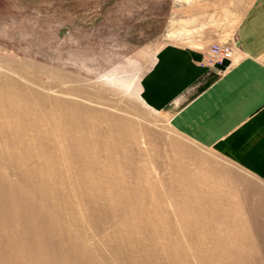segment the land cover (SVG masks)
Segmentation results:
<instances>
[{
    "label": "rangeland",
    "instance_id": "374dc122",
    "mask_svg": "<svg viewBox=\"0 0 264 264\" xmlns=\"http://www.w3.org/2000/svg\"><path fill=\"white\" fill-rule=\"evenodd\" d=\"M171 6L172 0H0V83L12 81L21 95L26 94L25 88L33 89L31 98L19 101L17 108L34 110L24 117L19 132L0 104V264H143L141 259H168V246L172 252H182L181 259L190 264H226V260L250 264V259L240 258L242 249L234 260L208 258L215 253L209 245L216 235L214 214L203 234L205 245L198 249L200 240L187 234L173 232L162 238L156 225L145 232L134 223L123 224L126 213L121 209L114 210L117 213L108 210V216L99 210L89 213L82 196L93 186H103L98 173L95 181L81 184L83 175L89 174L85 163L75 175L70 171L73 159L68 165L52 161L66 154L48 133L50 127H59L55 115L78 110L102 130L112 129L115 140L125 133L124 152L144 168L145 179L156 181L162 190H181L185 178L205 191L208 185L203 183H215H210L213 191L208 195H224L229 203L234 199L235 227L244 232L243 225L250 223L246 208L259 202L249 199L251 191L264 192V185L237 170L220 167L218 157L179 134L163 113L148 108L140 97L142 77L168 42L163 32ZM220 45L235 48L234 44ZM69 120L74 122V118ZM33 121L37 129L25 127ZM26 152L33 160L30 166L22 162ZM44 160L60 174L68 172L76 194L70 193L62 203L66 208L75 202L78 210L64 209L62 216L56 215L57 199L51 189L37 177L33 179L39 186L35 191L20 180L22 172ZM58 178H52L54 189L68 193L70 189L61 186ZM222 179L228 186L220 184ZM89 195L91 202L98 198ZM169 202L163 205L170 207ZM73 214L76 219L70 217ZM109 217H115L112 224L105 223ZM248 225L243 235L246 253L250 252ZM221 228H225L224 220ZM174 241L180 242L179 248Z\"/></svg>",
    "mask_w": 264,
    "mask_h": 264
},
{
    "label": "crops",
    "instance_id": "0c3cea01",
    "mask_svg": "<svg viewBox=\"0 0 264 264\" xmlns=\"http://www.w3.org/2000/svg\"><path fill=\"white\" fill-rule=\"evenodd\" d=\"M163 33L168 42L141 79V100L220 167L264 185V0H172ZM214 43L235 45L231 62L202 64ZM251 194L259 202L245 211L246 259L264 264V192Z\"/></svg>",
    "mask_w": 264,
    "mask_h": 264
},
{
    "label": "bare ground",
    "instance_id": "6f19581e",
    "mask_svg": "<svg viewBox=\"0 0 264 264\" xmlns=\"http://www.w3.org/2000/svg\"><path fill=\"white\" fill-rule=\"evenodd\" d=\"M12 84V81L6 80L4 84L0 83V104L4 107V116L10 119V124L14 127V130L22 132L20 123L23 121L24 117L28 115V113H33L34 110L24 106V108L20 111V108H17V105L21 101L29 100L33 95V89L25 88L26 94L21 95L16 91L17 86L14 85L15 87H12ZM55 112L59 113L60 111L56 110ZM73 113L74 114L69 115L67 113L64 115L63 113L55 115L56 117L58 116L59 127L55 129L52 128V130L51 127L49 128L50 132L48 133L50 134L52 140L58 147L62 148V151L64 150L63 152L66 153L52 161L54 163L68 165V160L73 159L70 171L74 172L75 175L80 174V165L81 163H85L88 166L89 174L87 175L88 177L83 175L84 180H82L81 184H86V182L89 181H95V173H98L103 186H93L89 192L84 191V195L82 196V200L84 199L83 201L85 202L89 213L93 214L95 210H99L103 212V214H106L105 216H108V210H110V212H113L114 210H117V212L123 210V212L126 213V216L123 219V224L127 222L132 224L134 223L141 229L145 230V232L146 230H150L151 226L156 225L160 227L159 229L163 232L162 238H166L164 236L170 237L173 232L178 233L180 236L187 234L188 238L192 240H200V248L198 247V249H202L205 245L203 234L208 231L210 223L209 218L214 214L215 220L213 222V231L216 230V235L215 238L210 239V244H208L212 247V252L215 253L208 255V258L234 260L237 259V255L238 258L240 257V254H238L240 249L243 250L240 258L246 259L250 256V252L246 253L244 251L245 238H243V235H247L248 224H242L243 227H245L244 232L243 229L242 231H239V228L237 229L235 227V215L238 213L236 206L232 203L234 199H232V202L229 203L224 201V195H208L210 190L213 191L212 184L215 183H203L204 187L206 183V186L208 185L207 188L205 187V191L203 186H201V189H198V187L193 185L194 182L185 178L183 179L184 187L181 190H174V188L167 187L168 190L164 191L156 181H147L144 177V168L138 166L135 159L128 153L124 152V149L126 148L124 142L127 138L125 133L120 137V139L115 140V132L112 131V129L107 128L104 131L102 130L103 127H100L96 121L89 122L84 119V116L80 111L75 110ZM70 118H74V122L70 123ZM45 119L47 123L50 120L48 115L45 116ZM59 122L63 124V127H60ZM36 125L37 122L33 121L29 124V126L27 125L25 127L37 129ZM36 139L42 147L43 144L41 143L39 137ZM62 141H65L67 144L63 146ZM47 156L49 159L50 156L48 154ZM22 162L25 165L28 164L29 166L32 164L33 160L28 152L25 153ZM49 164L48 160L38 161L36 165L32 166L28 171L22 172L20 180L25 184L28 183L29 185L27 187L35 191L39 188V186H35L33 179L37 177L39 178V181L48 188V191L51 189L54 193L50 192L55 195L57 199V208H55L56 215L62 216L64 209L66 212L78 210L74 205L75 202L72 203V205H67L66 208L63 206L64 203H62L65 199H67V195L70 193L72 195H74V193L76 194V192H74L75 188L72 180L68 179L70 178L68 176V172L66 174H60L55 171L53 165L50 166ZM53 177H60V180L58 178L59 184L65 187V189H70V191H67L68 193L64 194L62 191H59L58 188L56 189L55 187L54 189L52 185ZM220 184L228 186L227 180L225 179H222ZM83 187L86 186L84 185ZM90 192L98 195L95 202H91L92 200L89 195ZM167 199H171V202H169L170 207H165L163 205L166 203ZM147 204L148 207H150L148 209L145 207ZM118 214L116 216H118ZM70 217L76 219L75 214ZM94 217L96 216L93 215V218ZM114 218L115 217H109L105 223L112 224L114 222ZM223 220L225 228H221V225L223 226ZM164 230L166 232H164ZM137 231L140 232L141 230ZM154 232L155 231H153V233ZM166 241L168 240L166 239ZM173 244L176 248L180 247V242L174 241ZM168 247L165 250V254L168 259L146 258L141 259L142 263L149 264L148 262L153 260V264H190L188 259H181L182 252H172V249L170 250ZM168 250H170V252ZM136 254H138V252ZM184 260H186L185 263ZM162 261L164 262L162 263ZM229 262L232 263V261L226 260V264H231Z\"/></svg>",
    "mask_w": 264,
    "mask_h": 264
},
{
    "label": "built area",
    "instance_id": "2783aa9c",
    "mask_svg": "<svg viewBox=\"0 0 264 264\" xmlns=\"http://www.w3.org/2000/svg\"><path fill=\"white\" fill-rule=\"evenodd\" d=\"M234 47L232 45L212 44L208 53L203 57L202 64L212 68L216 64L225 61H232L234 55Z\"/></svg>",
    "mask_w": 264,
    "mask_h": 264
}]
</instances>
